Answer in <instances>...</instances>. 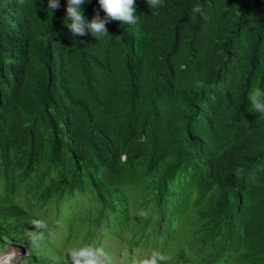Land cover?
Wrapping results in <instances>:
<instances>
[{
    "label": "trees",
    "instance_id": "16d2710c",
    "mask_svg": "<svg viewBox=\"0 0 264 264\" xmlns=\"http://www.w3.org/2000/svg\"><path fill=\"white\" fill-rule=\"evenodd\" d=\"M48 2L0 0V246L43 235L49 199L116 181L220 218L226 241L198 242L212 264H264V0H135L138 24L99 40Z\"/></svg>",
    "mask_w": 264,
    "mask_h": 264
},
{
    "label": "clouds",
    "instance_id": "9594fccd",
    "mask_svg": "<svg viewBox=\"0 0 264 264\" xmlns=\"http://www.w3.org/2000/svg\"><path fill=\"white\" fill-rule=\"evenodd\" d=\"M86 2L90 3L91 0H67L66 18L70 23L66 25L73 36L91 34L99 40L109 35L106 24L111 20H118L128 26H135L139 22L135 0H98L100 9L106 15L101 18L97 11L91 20L83 15L82 5ZM146 3L150 9L163 6V0H146ZM59 8V0H49L47 9L53 12ZM248 100L254 112L264 115V89L257 87ZM113 165L109 166L107 173L110 174L114 169ZM64 192L66 196L63 195L60 201L49 199V203L44 206L43 235L27 238L26 242L1 244L0 248L8 244L19 250L16 256H8V260L2 264H212L211 257L206 254L208 251L204 252L198 243L199 239L206 237L210 242H217L216 245L226 241L223 235L228 232L220 231L222 220L213 216V212H209V216L205 212L202 215L191 207V201H165L159 193L152 196L138 189L133 192L116 181L106 184L102 189L82 194ZM250 192L254 197L255 208H260L261 197L255 189ZM39 199L40 196L36 194L29 196L32 202ZM83 206L85 213L92 212L89 207L92 206L98 210L102 208L105 214L99 215L97 211L95 217L77 219V216L83 214L79 212ZM67 208H73L74 212L67 211ZM63 209L68 213H63ZM68 219L73 220V230L66 221ZM87 219L91 223L89 226L84 224ZM181 219L186 222L185 232L173 235L172 227ZM77 223L88 227L80 233ZM200 230L206 235L201 236ZM212 230L216 238L210 233ZM173 236H180V242L176 243ZM252 254L254 257L249 264L262 263L259 259L262 252L254 250ZM112 257L117 258L118 262L112 261ZM221 258L222 255L217 257L218 264H222Z\"/></svg>",
    "mask_w": 264,
    "mask_h": 264
},
{
    "label": "rangeland",
    "instance_id": "374dc122",
    "mask_svg": "<svg viewBox=\"0 0 264 264\" xmlns=\"http://www.w3.org/2000/svg\"><path fill=\"white\" fill-rule=\"evenodd\" d=\"M64 210V209H63ZM67 211L69 212H74L73 208H67ZM66 210L63 211V213H68ZM78 226L80 227V229H78V231L81 233L82 229L87 228L89 226V219L86 220V223L84 224H88V226H82L81 223H77ZM185 220L181 219L177 224H174V227H172V234L173 235H182L185 232ZM173 239L175 240L176 243L180 242L181 238L180 236H173ZM19 250L17 247L15 246H10L8 244L3 245L0 248V264H2L3 261H6L7 258H9L8 256H16L18 254ZM66 258H68V255H66ZM72 259V253L70 254V260ZM8 260V259H7ZM112 261L114 262H118L117 258L112 257L111 258Z\"/></svg>",
    "mask_w": 264,
    "mask_h": 264
}]
</instances>
